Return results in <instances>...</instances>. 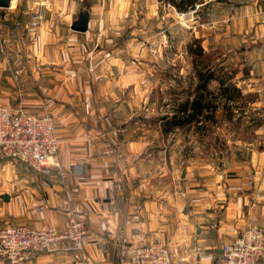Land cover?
<instances>
[{"label": "crops", "instance_id": "0c3cea01", "mask_svg": "<svg viewBox=\"0 0 264 264\" xmlns=\"http://www.w3.org/2000/svg\"><path fill=\"white\" fill-rule=\"evenodd\" d=\"M204 1L194 3L201 18L186 25L190 36L231 74L227 91L236 90L251 109L264 111V0ZM28 5L34 11L26 23H38L33 32L28 24L26 60L15 67L23 93L6 90L15 96L12 104L55 119L59 146L42 172L0 158V227L49 224L59 232L67 210L77 204L85 210V235L81 252H32L20 264H120L118 243L156 238L184 258L180 264H215L222 242L245 227L252 201L264 222V136L260 144L248 142L238 130L237 140L221 148L207 142L201 149L172 151L169 134L179 137L183 127L163 132L156 116H139L152 107L154 89L142 83L149 73L140 70V58H128L129 48L150 30L158 35L154 16L188 13L190 7L178 11L166 0ZM85 10L86 30L72 29ZM161 73L155 76L162 79ZM208 123L204 132L210 137ZM258 132L264 135V127ZM71 161L83 162L86 171L74 173ZM0 264L8 263L0 256Z\"/></svg>", "mask_w": 264, "mask_h": 264}, {"label": "rangeland", "instance_id": "374dc122", "mask_svg": "<svg viewBox=\"0 0 264 264\" xmlns=\"http://www.w3.org/2000/svg\"><path fill=\"white\" fill-rule=\"evenodd\" d=\"M11 5L10 8H0V96L8 98L11 105H16L19 103H11L15 96L10 94L11 92L7 93L6 89L14 88L17 97L23 93L19 84L21 74L15 70V67L26 60L27 42L23 38L26 36L25 33L29 32V23L26 22L34 9L30 11L28 0H12ZM199 9L200 7L197 6L193 12L174 16L162 12L159 16H154V22L160 26L158 35H154V31L150 30L144 35L143 42H134V46L129 48L128 58H140L141 64L138 66L141 65L142 73L151 74H148V80L142 83L154 89L152 97L150 96L152 107L139 113L142 119L148 121L154 116L170 114L177 103L182 102L184 98L188 97L189 100L193 98L195 73L191 66L190 54L186 51V46L193 37L190 36L186 25L190 26L191 22H197L201 18ZM151 20L152 18L149 17L144 21H148L146 24H149ZM29 29L33 32L32 28ZM215 63V68H219L218 62ZM160 72L162 79L155 76ZM225 84L220 88L217 80L209 82L210 94L207 95V99L212 107L211 110L207 109L202 113L199 123L193 122L195 128L192 130L189 128L192 125L185 124L182 126V132H179V137L176 136L177 133H170L168 150L173 151L177 147L184 150L193 147L201 149L199 144L205 146L204 143L207 142H213L216 147L221 148L225 142L229 144V141L237 140L238 130L245 141H256L260 144L263 139L261 136L264 135L256 132L260 127H264V111L251 109L248 105L249 99L247 101L240 99L236 90L227 91ZM245 95L247 97V94ZM229 117H234V121L229 123ZM207 121L210 126V137L204 132Z\"/></svg>", "mask_w": 264, "mask_h": 264}, {"label": "built area", "instance_id": "2783aa9c", "mask_svg": "<svg viewBox=\"0 0 264 264\" xmlns=\"http://www.w3.org/2000/svg\"><path fill=\"white\" fill-rule=\"evenodd\" d=\"M197 6L198 3L193 4L189 12ZM37 23L35 18L30 22V28ZM55 130L56 121L47 111L31 114L20 104L11 105L7 98L0 96V157L14 159L34 172H42L51 166L49 160L57 154L59 139ZM68 167L78 174L87 169L81 161H71ZM58 168L61 176L67 174L65 168ZM255 205L254 201L249 204L245 227L236 236L222 242L215 264H259L264 255V222L259 220ZM84 214L83 208L72 204L59 232L49 224L42 228L19 223L1 226L0 256L8 264H20L32 252H81L84 249ZM117 246L120 264H180L184 261L159 238L135 245L120 242ZM79 263L88 264L84 260Z\"/></svg>", "mask_w": 264, "mask_h": 264}, {"label": "trees", "instance_id": "16d2710c", "mask_svg": "<svg viewBox=\"0 0 264 264\" xmlns=\"http://www.w3.org/2000/svg\"><path fill=\"white\" fill-rule=\"evenodd\" d=\"M170 2L178 11H185L193 6L196 0H166ZM200 1V0H199ZM202 1V0H201ZM187 53L191 57V66L195 73L193 88V98H184L170 114L156 116L161 121V129L168 132L175 127H182L191 122H198L205 110L211 105L207 99L209 93L208 85L212 80H217L218 84H227L231 79V74L223 72L221 65L215 68L217 54L206 52L198 38H193L186 46ZM212 118V117H211Z\"/></svg>", "mask_w": 264, "mask_h": 264}, {"label": "water", "instance_id": "95a60500", "mask_svg": "<svg viewBox=\"0 0 264 264\" xmlns=\"http://www.w3.org/2000/svg\"><path fill=\"white\" fill-rule=\"evenodd\" d=\"M11 0H0V8H6L10 5ZM88 12H82L78 15V18L71 23V28L77 31H85L87 28Z\"/></svg>", "mask_w": 264, "mask_h": 264}]
</instances>
